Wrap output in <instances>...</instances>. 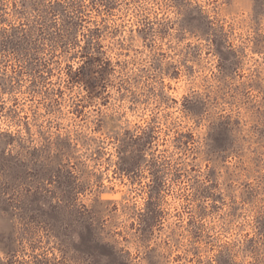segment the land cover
I'll return each mask as SVG.
<instances>
[{
  "label": "rangeland",
  "instance_id": "374dc122",
  "mask_svg": "<svg viewBox=\"0 0 264 264\" xmlns=\"http://www.w3.org/2000/svg\"><path fill=\"white\" fill-rule=\"evenodd\" d=\"M0 264H264V0H0Z\"/></svg>",
  "mask_w": 264,
  "mask_h": 264
},
{
  "label": "trees",
  "instance_id": "16d2710c",
  "mask_svg": "<svg viewBox=\"0 0 264 264\" xmlns=\"http://www.w3.org/2000/svg\"><path fill=\"white\" fill-rule=\"evenodd\" d=\"M59 14H60V12H57L56 10L45 11L46 18H48L49 16H55L54 19H56L57 18L56 15H59ZM62 15H65V17H67V20L69 18L70 20H76L77 21V20L83 19L82 17L84 15V13L82 11H76V12H71V13L65 12V14L62 13Z\"/></svg>",
  "mask_w": 264,
  "mask_h": 264
}]
</instances>
